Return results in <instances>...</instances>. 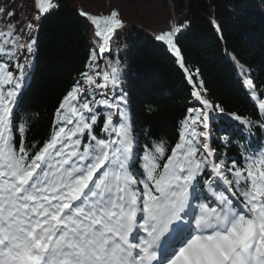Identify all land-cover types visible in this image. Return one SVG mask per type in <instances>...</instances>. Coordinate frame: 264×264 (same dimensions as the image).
<instances>
[{
    "label": "snow or ice",
    "instance_id": "snow-or-ice-1",
    "mask_svg": "<svg viewBox=\"0 0 264 264\" xmlns=\"http://www.w3.org/2000/svg\"><path fill=\"white\" fill-rule=\"evenodd\" d=\"M34 4L35 24L0 30V264H264V147L249 139L244 167L235 158L229 165L211 146L212 106L194 88L204 108L189 109L171 154L163 139L138 151L120 61L98 64L124 27L117 10L80 12L99 38L83 86L77 81L63 97L42 146L29 142L35 120L18 104L33 68L32 34L59 7ZM180 30L156 36L177 57ZM234 119L254 136L252 121ZM256 123L264 129V113Z\"/></svg>",
    "mask_w": 264,
    "mask_h": 264
},
{
    "label": "trees",
    "instance_id": "trees-1",
    "mask_svg": "<svg viewBox=\"0 0 264 264\" xmlns=\"http://www.w3.org/2000/svg\"><path fill=\"white\" fill-rule=\"evenodd\" d=\"M108 1V6L96 8L94 2L87 6L84 0H55L59 7L39 21L38 30L32 34L37 44L30 80L18 104V111L35 120L29 142L38 140L42 146L51 135L63 97L77 81L83 86L81 74L88 70L90 54L99 38L95 37L92 23L80 12L108 15L117 10L124 27L116 33L111 55H105L98 64L101 67L109 60L120 61L122 89L127 93L139 144L163 139L171 154V147L180 141L181 122L189 117V109L204 108L193 97L196 86L212 106V148L226 155L229 165L235 158L241 167L249 139L256 148L264 138V129L256 123L264 113L259 107L264 102V0H155L156 8L161 10L154 17L142 10L140 3L144 0ZM0 9V30L11 24L20 31L27 23H36L38 9L34 0H0ZM173 26L181 28L174 41L192 76L191 82L167 43L156 39ZM22 34L25 42L31 40L27 31ZM242 69L246 72L242 73ZM249 81L255 97L249 90ZM235 116L253 122L254 136L249 138ZM102 125L103 118L94 129L98 137L102 136ZM197 127L204 130L199 123ZM225 137L230 141L227 147ZM84 140L87 142V137Z\"/></svg>",
    "mask_w": 264,
    "mask_h": 264
},
{
    "label": "rangeland",
    "instance_id": "rangeland-1",
    "mask_svg": "<svg viewBox=\"0 0 264 264\" xmlns=\"http://www.w3.org/2000/svg\"><path fill=\"white\" fill-rule=\"evenodd\" d=\"M104 1V2H103ZM102 2H101V0H84V3H85V5H87V6H90V5H93V3L92 2H94V7H96V8H102V7H106V6H108V0H103ZM117 2H121V1H123V0H116ZM99 2H101V7H100V4H99ZM78 3V2H77ZM104 3V4H103ZM98 5V6H97ZM139 5V4H138ZM140 5H141V8H142V10L144 11V13L145 14H147L148 16H151V17H154L155 15H156V12L157 11H160L161 9L160 8H156V6H157V3L155 2V0H144V2H141L140 3ZM159 6H161L160 4H159ZM96 8H94V9H96ZM101 15V14H100ZM103 15H106V13L105 14H103ZM160 15H158L157 17H155V18H158ZM203 119V118H202Z\"/></svg>",
    "mask_w": 264,
    "mask_h": 264
}]
</instances>
